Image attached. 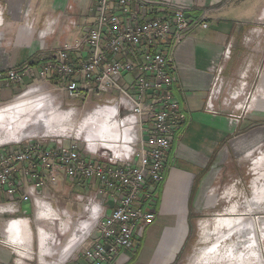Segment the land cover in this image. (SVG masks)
Returning <instances> with one entry per match:
<instances>
[{
	"label": "built area",
	"instance_id": "2783aa9c",
	"mask_svg": "<svg viewBox=\"0 0 264 264\" xmlns=\"http://www.w3.org/2000/svg\"><path fill=\"white\" fill-rule=\"evenodd\" d=\"M91 20L81 28L70 19L68 27L79 28L80 35L39 62L0 70V91L18 85H25L24 92L55 88L59 121L74 118L71 135L0 145V195L12 199L0 203V215H17L20 203L31 202V219L6 222L10 236L21 233L20 242L26 244L34 225L49 247L73 226L75 258L116 264L124 252L138 253L157 220V193L186 123L175 90L174 51L195 30L209 25L205 15L191 19L182 7L151 0H97ZM231 55L228 45L207 98L211 114L219 113L216 104L223 87L220 83V90L215 88ZM240 97L226 96L220 103L228 107ZM255 98L247 96L235 106V112H242L230 117L240 122ZM96 132L97 138L88 136ZM73 188L84 193L75 194L80 211L72 215L61 207L60 195ZM0 245L16 251L8 237L0 238Z\"/></svg>",
	"mask_w": 264,
	"mask_h": 264
},
{
	"label": "crops",
	"instance_id": "0c3cea01",
	"mask_svg": "<svg viewBox=\"0 0 264 264\" xmlns=\"http://www.w3.org/2000/svg\"><path fill=\"white\" fill-rule=\"evenodd\" d=\"M151 1L182 7L191 19L205 15L209 28L195 30L182 40L173 55L178 77L176 96L180 100L186 123L172 149L166 180L157 193L156 222L164 213L171 214V218L159 240L156 239V231H152L153 227L146 232L138 253L124 252L116 264H170L191 228L194 198L202 196L208 186L217 182L215 172L230 165L229 158H236V152L240 148L247 150L250 147L248 140L254 133L247 132L257 124V120L264 121V105L256 114L243 116L240 122L226 114L215 115L206 110L215 72L223 61L226 47L231 45L232 54L237 56L243 39L248 43L254 36L248 29L259 17L264 18V0ZM96 2L97 0H0V70L17 68L29 60L39 62L43 56L59 50L64 41L76 39L80 35L79 28H69L68 21L74 19L79 27L87 26L92 22L91 10ZM233 61L224 62L226 74L233 69ZM22 88L25 85L2 89L0 104L11 102ZM258 91L264 99V87L261 86ZM28 96L23 95L24 99ZM40 101L44 102L45 99L40 98L38 102ZM257 102L258 98H255L252 107ZM32 115L33 113L30 114ZM102 129L106 130L105 127L100 130ZM90 134L95 138L99 136V132L89 133V137ZM260 135L262 139L263 132ZM243 140H246L245 144ZM76 193H84V189L73 188L60 195V198L68 197L67 201L60 200V205L72 215L80 211V206L75 202ZM9 201L12 199L5 193L0 195V203ZM20 210L17 215H0V238L11 239L16 249L14 251L0 245V264H89L83 257L75 258L72 254L76 251L73 242H70L73 226L68 232L60 234L57 242L49 244V247L38 238L34 225L26 244L20 242L21 233L10 236L6 231L7 221L21 216L32 218L31 202L20 203ZM170 253L173 257L169 256Z\"/></svg>",
	"mask_w": 264,
	"mask_h": 264
},
{
	"label": "rangeland",
	"instance_id": "374dc122",
	"mask_svg": "<svg viewBox=\"0 0 264 264\" xmlns=\"http://www.w3.org/2000/svg\"><path fill=\"white\" fill-rule=\"evenodd\" d=\"M248 30L254 34L253 38L248 43L243 39L238 55L232 54L226 59L227 63L234 60L233 69L226 74L224 66L223 81H219L215 88V91L220 90V83L223 87L216 104L220 114L239 115L242 111L235 112V106L244 103L249 95L258 98L256 106L250 110L251 115L264 105V99L258 91L261 86L264 87V18L259 17ZM25 90L19 89L15 97L22 95L16 100L13 97L11 102L0 104V145L21 138L24 141L29 137L57 138L59 136L55 135H71L74 118L66 122L59 121L62 116L58 109L59 100L54 101L55 96L58 97L55 88L51 87L50 91L44 88ZM25 94L29 96L24 99ZM232 95L241 97L232 100L228 107L220 103L221 99L226 96L230 99ZM40 98L45 101L38 102ZM251 101L247 102L248 105ZM68 102L82 105L72 100ZM24 107L27 112H23ZM36 108L42 109L45 118L49 116L52 121L30 116ZM261 132L264 134V121L257 120V124L247 132L254 133L248 140L250 147L247 150L240 148L236 158H229L230 165L215 172L217 182L208 186L202 196L194 198L191 228L170 264H264V136L260 138ZM214 168L217 169V166ZM67 198L62 196L60 200L67 201ZM170 218L171 214L164 213L147 233L154 227L152 231H156V239L159 240ZM169 256L173 257L171 253Z\"/></svg>",
	"mask_w": 264,
	"mask_h": 264
},
{
	"label": "bare ground",
	"instance_id": "6f19581e",
	"mask_svg": "<svg viewBox=\"0 0 264 264\" xmlns=\"http://www.w3.org/2000/svg\"><path fill=\"white\" fill-rule=\"evenodd\" d=\"M22 110H23V112H27V108H22ZM36 111L33 113V118L35 119V118H44L45 120H47V119H49V120H51L52 121V119L48 116L47 118H45V112L44 111H42V109H40V108H36L35 109ZM53 115V114H52Z\"/></svg>",
	"mask_w": 264,
	"mask_h": 264
}]
</instances>
